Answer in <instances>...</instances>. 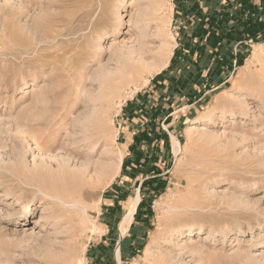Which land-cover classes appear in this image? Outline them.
<instances>
[{"label": "rangeland", "instance_id": "374dc122", "mask_svg": "<svg viewBox=\"0 0 264 264\" xmlns=\"http://www.w3.org/2000/svg\"><path fill=\"white\" fill-rule=\"evenodd\" d=\"M0 264H264V0H0Z\"/></svg>", "mask_w": 264, "mask_h": 264}, {"label": "bare ground", "instance_id": "6f19581e", "mask_svg": "<svg viewBox=\"0 0 264 264\" xmlns=\"http://www.w3.org/2000/svg\"><path fill=\"white\" fill-rule=\"evenodd\" d=\"M172 54H173V52H172V50L168 53V56H169V59H168V57H167V61H165L162 65H160V66H158V68L156 69V71L155 72H161V71H163L165 68H167V66H168V64H169V60H170V56H172ZM146 68H150L147 64H145V62H142V64H140V69L138 68L137 69V72H139V73H141L142 71H141V69L143 70V69H146ZM153 73V72H152ZM148 76V75H147ZM148 82V81H147ZM249 140H251V138L249 139ZM174 144H175V148H176V152H179L181 149H180V143H179V141L177 140V139H175L174 140ZM120 164H121V162L119 163V166H120ZM140 195H137V197H136V199H135V202H134V204H133V206H132V208H131V211H130V214H129V216L127 217V219H126V223H131L132 222V220L134 219L133 218V215H134V213H135V211H136V208H137V206L139 205V203H140V197H139ZM50 197H52V196H50ZM55 198H58V196H54ZM54 197H52V198H54ZM53 200V199H52ZM59 200V199H58ZM62 202V201H61ZM124 222V221H123Z\"/></svg>", "mask_w": 264, "mask_h": 264}, {"label": "crops", "instance_id": "0c3cea01", "mask_svg": "<svg viewBox=\"0 0 264 264\" xmlns=\"http://www.w3.org/2000/svg\"><path fill=\"white\" fill-rule=\"evenodd\" d=\"M255 23V22H254Z\"/></svg>", "mask_w": 264, "mask_h": 264}]
</instances>
